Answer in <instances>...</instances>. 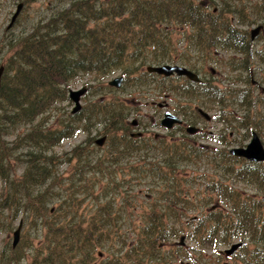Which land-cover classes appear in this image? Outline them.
<instances>
[{"label": "trees", "instance_id": "obj_1", "mask_svg": "<svg viewBox=\"0 0 264 264\" xmlns=\"http://www.w3.org/2000/svg\"><path fill=\"white\" fill-rule=\"evenodd\" d=\"M223 2L52 0L46 20L9 38L0 84V224L8 218L5 211L12 221L23 216L12 258L26 248L28 264H96L100 252L106 260L99 264H222L219 248L240 241L227 264H264V163L231 156L227 148L242 146L250 126L264 147V101L247 87L252 58L264 62V49H254L249 30L232 20L235 12L245 25L252 23L250 14L264 20V0L253 2L249 12L246 0H232L242 5L238 9ZM170 24L189 54L181 65L193 68L190 58L208 62L213 53L232 52L239 58L228 68L246 78L221 88L212 79L166 87L165 78L139 73L138 60L154 62L139 54L161 44L167 38L161 28ZM119 70L132 87L154 79L161 92L188 98L186 111L191 99L205 100L224 130L247 133L239 141L223 130L197 135L221 148L197 145L184 132L148 142L131 137V122L112 100L92 103L98 108L90 111L87 104L76 114L55 111L57 102L69 100L77 79L87 77L88 90L108 88L105 79ZM256 104L263 106L258 118L251 111ZM186 114L198 117L193 110ZM77 130L84 139L57 151ZM101 134L106 143L96 147ZM182 236L183 246L174 242ZM3 256L4 249L0 262Z\"/></svg>", "mask_w": 264, "mask_h": 264}, {"label": "rangeland", "instance_id": "obj_2", "mask_svg": "<svg viewBox=\"0 0 264 264\" xmlns=\"http://www.w3.org/2000/svg\"><path fill=\"white\" fill-rule=\"evenodd\" d=\"M0 0V65H6L7 59L9 57V52L7 50V41L10 40L9 38L12 37V35H19L21 32L26 31L27 33L30 32L31 26L34 25V23L39 22L41 19L46 20L47 15L49 14L47 10L49 8H46L47 6H51L52 0ZM224 6L227 8H232L236 5V2H232V0H223ZM256 0H246V9L251 11L250 6L255 2ZM57 3L64 4L67 2V0H56ZM169 2V0H168ZM18 3H23L22 10L20 11V15L15 23V25L9 29L6 30V26L8 25L10 18L12 14L15 11V7ZM53 4V3H52ZM238 7L242 8V5H236V8ZM244 13V12H243ZM254 14L249 15L250 24L245 25L248 22H244L242 19L243 15L239 12H235L233 14L232 20L235 25H237V28L239 30H253L257 26L261 25L263 27V30L258 34V36L254 39V49H264V20L257 17L256 19L252 16ZM254 19V20H253ZM245 26H243V24ZM165 26V25H163ZM162 26V33H167V38L162 41L161 44H157L156 48L154 50H151L150 47H147L146 51L139 54V58L142 57H148V59H154V62H146L145 64H142L141 60L137 61V64L134 65V67H137L139 73L145 72V68L147 66H157L162 64H177L181 65L182 59H185L186 57H189L188 52H185V45H183L182 40L180 38L179 30L175 29L173 25H169L168 28L163 29ZM264 51V50H262ZM239 56L232 52H218V54L213 53V58L208 60V62L202 61L201 59H195L190 58V61L193 65L192 70L196 72L202 80L205 82H210L211 78L214 80L215 86L220 87L226 86L227 84L232 85V81L236 77H241V79L246 78V73H242L241 75L238 72L232 73L230 69L228 68V62L231 60L238 59ZM256 57L252 58L253 66L249 70V80H254L256 85L252 86L251 83L247 87H249L252 91V94L257 96L258 102L264 101V94L259 90L260 87H264V62L263 60H256ZM256 60V61H255ZM127 64H131L128 62ZM133 66V64H132ZM184 66V65H182ZM212 71L213 74H212ZM121 70L112 73L107 79H105L104 83L107 86L108 81L112 80L115 77L120 76ZM248 74V73H247ZM122 76V75H121ZM156 76V75H155ZM157 78H160L156 76ZM123 83L122 86L119 89H114L109 86L108 88H97V89H91L87 87V84H85L88 79L87 77H83L80 79H77L75 82H73L69 89L76 90L83 86L86 87L87 93L84 97L81 98L80 104L81 109L82 107L87 106V110L91 109H97L98 105H92V103H96L97 101H105V100H112L113 101V108L116 110H120L123 112V114L126 116V121L131 122L133 120H136L138 122V125L135 126L134 130H132L130 133L135 132H141L142 137L146 140H151L154 138L155 135L159 136L160 138H167L169 136V139H176L179 135H182L183 129H174L169 131L167 133L163 129H161L157 124L159 123L160 119L162 118V114L164 111V105L167 103V108L169 111L180 118L186 120V122L189 123H195L191 124L197 127L202 128L204 126V130L206 133L210 135L217 134L219 131H226V133L229 134V139L231 138H237V141L241 140L240 137L247 133L242 130L240 131H234L232 129L226 128L223 129V125L216 123L212 118L214 117V107L211 106L209 103H205V100H201V103L197 99H191L190 108L188 111H186V105L189 99L188 98H178L172 93H163L161 92L156 85V82L154 79H152V83L149 85H143L142 87H132L129 82L125 81V77L123 76ZM263 79V80H262ZM183 80L180 79H166L164 82V86L169 87L170 83L175 84H181ZM261 85V86H260ZM190 103V101H188ZM73 107V104L70 100L64 101V102H57L55 104V111H60V113H64L65 111L68 114H71L70 111ZM195 107L203 108L205 112H207L211 116V120L207 122L206 125L205 122L198 117H192L190 118L186 113H190L191 110L194 111ZM235 109L242 113V110L237 108ZM127 111H125L124 110ZM105 110H107V107H105ZM252 116L254 118H258L263 113V106L261 104H256L252 109ZM104 112V110H103ZM89 116V112L87 114ZM59 115L54 116V120L59 118ZM84 117L85 114H84ZM96 117V112L92 113L90 116V122H94V118ZM190 120V121H189ZM52 117L49 120V123H51ZM76 126L79 129H84L83 125L84 122H79L76 120ZM94 126V129L96 131H100L102 129V124ZM189 125V124H188ZM235 129V128H234ZM255 131L252 126H250V130L247 136L244 137L242 141V146H232V147H245L251 138V132ZM84 132L77 130L74 137L68 141H65L62 143L61 147L57 149L59 152H65L71 149L72 146L77 145L81 140L84 139ZM240 135V136H239ZM104 135H97V137H101ZM96 137V138H97ZM106 137V136H105ZM8 139V138H7ZM10 140V139H8ZM193 142L197 145H204L207 147L212 148H221L223 146L217 144L216 142H213L211 140H205L203 138H199V136L193 137ZM227 147V146H225ZM228 149L231 148V146L227 147ZM203 164V163H202ZM15 165V164H12ZM16 167L19 169V172L22 171V168L19 165H16ZM203 168H207V165H201L200 166V173L202 176V179L204 178L202 170ZM65 167L61 166L60 173L64 172ZM63 177L66 175L63 173ZM202 181V180H201ZM92 204V202H89ZM118 204V202H116ZM4 216H8L7 220H3V224H0V251L4 249V256L3 260L0 262V264H28L29 257H28V250L24 248V252H20L18 256L15 254L16 258H12L9 253L12 251L11 243H12V233L16 229L18 225V221L23 219V216L19 215L18 218L14 221H12V213L9 211L3 212ZM25 217V216H24ZM22 236V233H21ZM178 239L174 240V242H177ZM235 242V241H234ZM233 242V243H234ZM226 248H229V246H222L219 248V251H222ZM14 250V249H13ZM30 251V250H29ZM99 254H102L101 252ZM96 255V254H95ZM231 259V258H230ZM103 260H106L105 257H103ZM102 260L98 258V255L96 256V264H99ZM230 261V260H228ZM130 264V263H126Z\"/></svg>", "mask_w": 264, "mask_h": 264}, {"label": "water", "instance_id": "obj_3", "mask_svg": "<svg viewBox=\"0 0 264 264\" xmlns=\"http://www.w3.org/2000/svg\"><path fill=\"white\" fill-rule=\"evenodd\" d=\"M22 3H18L16 5V9L14 13L12 14L10 21L6 27V29H10L15 20L17 19L21 9H22ZM262 26H258L255 29L251 31V40L255 38L259 34V31L261 30ZM146 71L148 73H154L159 76H163L165 78L170 77V76H178V77H186L189 80L193 82H198L199 78L198 76L188 70L187 68L183 66H178V65H161V66H148L146 68ZM4 72V66H0V84H1V78ZM123 77H116L112 80H110L107 84L110 87H115L119 88L122 84ZM86 89L85 87L78 89V90H69L68 97L70 101L74 104L73 109L71 111L72 114L76 113L80 108V99L81 97L85 94ZM198 113L206 120H209L210 117L207 113L202 111L201 109H198ZM181 120L178 119L176 116L172 115L169 112H165L163 114V118L160 121L161 127L165 129H171L174 125H179L181 124ZM136 121L132 122V125H135ZM198 129L196 127L190 126L187 127L186 132L189 135H194ZM105 142V138H99L95 141V144L97 146H102ZM229 154L234 157L242 158L250 162H264V147L262 146L259 137L257 136L256 133H252L251 139L249 143L242 148L234 147L229 149ZM21 227H22V221H19V224L17 228L14 230L12 234V248H15L17 243L19 242V237H20V232H21ZM179 245L183 246L184 245V237H180L178 241ZM241 246L240 242H236L232 244L229 248L225 249L224 254L226 256L232 255L239 247Z\"/></svg>", "mask_w": 264, "mask_h": 264}, {"label": "flooded vegetation", "instance_id": "obj_4", "mask_svg": "<svg viewBox=\"0 0 264 264\" xmlns=\"http://www.w3.org/2000/svg\"><path fill=\"white\" fill-rule=\"evenodd\" d=\"M213 72H214V71H212V74H213ZM169 79H180V80H182L183 78L170 77ZM251 82H252V86H253V85L255 86L256 83H257V82H255L254 80H251ZM260 86H261V85H260ZM260 89H261V90H260ZM259 90L262 91V93H264V87H260ZM167 105H168V104L166 103V104L164 105V107H167ZM164 109H165V108H164ZM186 109H187V106H186ZM172 114H173V113H172ZM174 115H175V114H174ZM176 116H177V115H176ZM199 116H200V115H199ZM177 117L180 118L179 116H177ZM200 118H201L202 120H204V122H205L204 125H206L207 122H208V120H205V119L202 118L201 116H200ZM180 119H181L183 122L186 121V120H184V119H182V118H180ZM185 123H186V122H185ZM183 124H184V123H183ZM181 125H182V124H181ZM184 128H185V127L182 126V129H183V130H184ZM203 128H204V126H203L202 128L199 127V129L201 130V132L204 131ZM132 130H134V128H132ZM139 135H140L139 137H134V138H142V136H143L142 133H140ZM154 138H157V139H158L159 136L155 135ZM168 138H169V137H168ZM171 140H172V139H171ZM221 254H222V253H221ZM103 257H104V256H103L102 254H99V255H98V258L101 259V260H103ZM229 258H230V257H226V256H224V255L222 254V257H221V259H220V262H221L222 264H227V261L229 260Z\"/></svg>", "mask_w": 264, "mask_h": 264}]
</instances>
